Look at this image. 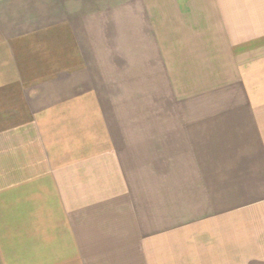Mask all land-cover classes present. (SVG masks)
<instances>
[{
    "label": "crops",
    "instance_id": "0c3cea01",
    "mask_svg": "<svg viewBox=\"0 0 264 264\" xmlns=\"http://www.w3.org/2000/svg\"><path fill=\"white\" fill-rule=\"evenodd\" d=\"M0 264H264V0H0Z\"/></svg>",
    "mask_w": 264,
    "mask_h": 264
}]
</instances>
